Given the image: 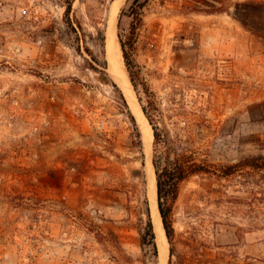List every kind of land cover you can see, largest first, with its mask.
<instances>
[{"label": "rangeland", "instance_id": "374dc122", "mask_svg": "<svg viewBox=\"0 0 264 264\" xmlns=\"http://www.w3.org/2000/svg\"><path fill=\"white\" fill-rule=\"evenodd\" d=\"M68 1L0 0V264H160L140 242L136 213L142 195L148 206L152 142L146 154L141 138V155L107 53L116 0L71 8L86 34L90 14L105 19L103 50L86 43L104 54L105 71L62 37ZM132 1L117 13L118 42ZM171 10L162 0L142 9L130 52L137 92L121 53L134 103L152 96L153 122L181 162L208 170L178 185L171 264H264V201L252 199L244 172L222 176L264 158V0H230L215 15ZM168 253L169 244L166 264Z\"/></svg>", "mask_w": 264, "mask_h": 264}, {"label": "trees", "instance_id": "16d2710c", "mask_svg": "<svg viewBox=\"0 0 264 264\" xmlns=\"http://www.w3.org/2000/svg\"><path fill=\"white\" fill-rule=\"evenodd\" d=\"M229 1L230 0H162L163 3L171 6V11L182 16H187L189 14H223L227 12ZM145 3L146 0L132 1L128 8V17L131 18L129 36L126 40L119 39L122 58L135 92H137V90L133 80V68L131 67L132 62L130 60V52L133 45L131 36L139 25L142 24V9ZM72 4L73 0H69L64 8V30L62 32V37L74 47L76 53L81 54V50L84 48V51L91 57V61L105 71L107 62L104 54L102 55L101 53V56L94 55L86 46L87 40L89 39L103 50L105 35L104 31L100 30L98 25H105V19L100 18L99 14H90L88 20L91 22L94 32L86 34L81 22L75 16L71 15ZM122 13L123 10L121 14ZM92 69L96 70V68ZM143 93L147 100L146 105L141 106V110L152 129L153 135L151 165L155 175L157 209L166 240L169 244L168 264H171V259L175 252L173 246L174 230L172 227L171 207L177 195L178 185L188 176L199 173V170H208L199 168L200 166L196 169L194 163L186 166L181 162V156L175 150L176 145L170 140L168 131L164 128L159 129L153 122V120L157 119L158 114L155 100L152 96L146 94L147 92H145V90ZM118 95L121 106L124 108L133 124L135 144L138 145L142 155L141 132L139 126H137L138 124H136L135 118L128 110L126 100L120 90H118ZM237 172H244L248 185L258 190V192H252V199L257 202L264 201V158L262 156L245 158L232 166L224 168L222 176L227 177ZM135 192L136 188H134V197L136 196ZM256 193H260L262 196L257 197ZM141 204L143 207L136 211L140 242L143 246H148L153 256L157 257L158 251L151 222L150 209L147 206L146 197L143 195ZM252 206H254V204Z\"/></svg>", "mask_w": 264, "mask_h": 264}, {"label": "bare ground", "instance_id": "6f19581e", "mask_svg": "<svg viewBox=\"0 0 264 264\" xmlns=\"http://www.w3.org/2000/svg\"><path fill=\"white\" fill-rule=\"evenodd\" d=\"M124 1L125 0H116L111 7L110 21L108 20V24H107L108 29H106V33H105L106 47H107V53L109 55V60L113 63L114 69L115 71H117L116 75L118 76L119 81L121 82L120 86L123 88L122 89L119 87L121 89L120 91L122 92L126 100V103L129 105V109L139 126L142 135V143L146 154H148L152 142V130L145 116L143 115L142 110L139 108L138 104L137 105L135 104L136 102L134 103V100L132 99L131 85L129 83V80L126 78L125 72L122 68L121 50L115 32L117 13L119 11L121 4ZM147 168H148L147 176L149 180V189L147 186V199H148V206L150 209L151 222L153 225V232L155 234V242L157 246L159 262L160 264H166L168 244L162 227L160 215L157 209L155 177H154L153 168L149 162L147 163Z\"/></svg>", "mask_w": 264, "mask_h": 264}, {"label": "water", "instance_id": "95a60500", "mask_svg": "<svg viewBox=\"0 0 264 264\" xmlns=\"http://www.w3.org/2000/svg\"><path fill=\"white\" fill-rule=\"evenodd\" d=\"M110 12H111V10H109V21H110ZM108 20H107V23H108ZM106 29H108V25L106 26ZM106 32V31H105ZM142 138V137H141ZM147 186H148V189H149V180H148V177H147ZM156 203H157V199H156Z\"/></svg>", "mask_w": 264, "mask_h": 264}]
</instances>
